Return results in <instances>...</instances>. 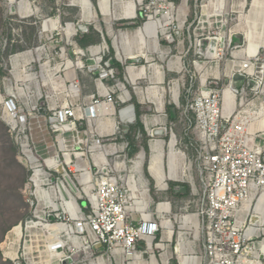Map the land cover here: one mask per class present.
<instances>
[{"label":"built area","instance_id":"obj_1","mask_svg":"<svg viewBox=\"0 0 264 264\" xmlns=\"http://www.w3.org/2000/svg\"><path fill=\"white\" fill-rule=\"evenodd\" d=\"M251 4L248 0H141V33L137 31L130 40L127 36L124 49L121 45L117 51L114 46V57L105 59L104 49L92 54L89 48L95 59L88 71L101 76V90L88 97L90 103L48 108L47 121L55 140L47 157L35 147L33 150L28 134V114L38 106L24 105L16 91L4 87L7 92L3 97L0 94V113L6 117L21 160L30 172L23 194L31 213L6 234L1 245L3 261L140 264L156 255L162 264H264V252L259 249L264 223H258L264 212V46L248 52L249 41L257 38L252 16L247 18ZM241 22L246 24L244 29L238 28ZM81 31L86 33L87 28ZM133 49L139 50V57L148 65L149 79L157 81L148 80L144 101L155 113L166 107V113L173 117L181 110L180 140L186 138L192 144L191 137H195L198 194L191 160L175 149L177 141L172 154L169 148L170 156L184 157L182 174L192 194L199 197L194 212L179 208L178 222L169 217L168 198L155 203L150 196L142 172L144 151L136 145L141 131L135 132L133 140L126 134L125 128L137 121L151 138L173 129L157 119L150 128L141 114L137 117L136 85L146 80L147 74L133 84L114 68V62L124 64ZM30 52L10 56L9 61L15 63L7 71L13 74L24 65L22 74L27 77ZM125 67L138 74L137 66ZM126 85L133 86V95ZM76 88L72 86L71 91L76 92ZM162 90L167 91L166 102L160 100ZM144 101L140 102L145 106ZM130 104L135 105L136 115L122 122L118 111ZM106 119L114 120L110 130L102 125ZM82 121L88 128L93 124L94 134L101 138L94 140L93 149L98 152L92 159L95 170L80 166L86 149L80 140ZM104 138H108L107 144H103ZM156 142H163L164 148L165 141L152 143ZM141 153L140 172L137 163ZM48 159H52L50 163ZM170 169L169 177L176 174L174 164ZM171 188L174 196L181 193L178 187ZM156 189L167 192L169 187L165 183L164 189ZM61 190L64 195L66 191L77 192L75 204L64 198ZM250 200L249 208H244ZM83 201L85 207L81 206ZM172 243L175 246L169 256L165 250Z\"/></svg>","mask_w":264,"mask_h":264},{"label":"rangeland","instance_id":"obj_2","mask_svg":"<svg viewBox=\"0 0 264 264\" xmlns=\"http://www.w3.org/2000/svg\"><path fill=\"white\" fill-rule=\"evenodd\" d=\"M0 0V94L3 97L7 88H12L14 92L21 98V103L24 105L38 106L36 111L29 112V130L28 134L30 142L42 157H47L49 151L53 149L51 144H54V135L49 130L47 116L49 115L48 108L53 105H63L64 103L82 102L83 98L90 96L99 89L101 78L100 74L88 71V66L94 64V56L89 54V48L95 46L105 47L103 57L109 58L115 55L113 47H121V35L126 33L128 39H132L138 35V27L141 23L140 11L136 9L135 19H126L132 16L130 9L131 0H122L124 7L127 5L128 11L124 15L121 5L115 4L114 0ZM124 1H126L124 3ZM130 1V2H129ZM253 0H248L251 4ZM137 3V0H132ZM93 4V5H92ZM258 7H252V24L253 30L257 32V38L253 40V45H264V0H256ZM99 6V7H98ZM249 9V6H248ZM91 15V16H90ZM88 18V19H84ZM80 25H85L88 28L86 33L79 28ZM245 23L241 22L238 26L244 29ZM60 28V30H50ZM86 36V37H85ZM114 37H117L114 40ZM30 50V64L25 67L27 70L24 77L22 69L24 65H19L13 74L7 70L10 68L9 57L19 54L23 51ZM82 50L84 55L77 53ZM133 54H138L139 50L133 49ZM19 58V56H17ZM104 59V60H105ZM33 60V61H32ZM70 61L72 66L66 67V62ZM125 66H137L145 69L148 67L141 57L125 58ZM80 63L84 67L77 68ZM165 66H161L164 69ZM223 69V68H221ZM23 73V74H22ZM121 77V75H120ZM199 79V75H197ZM186 84L188 77L184 78ZM105 83V79H102ZM77 86L76 92H72V86ZM137 90L140 94L137 99L144 101L145 89L150 86L147 80L138 81ZM26 87L28 90H26ZM131 85H126V88L132 94ZM144 92V93H142ZM161 94V92H160ZM133 95V94H132ZM164 97L160 98L161 102L167 101V91L162 90ZM88 102L90 103L89 99ZM146 110L143 113L156 115L166 119L168 117L169 127L173 129L162 136H154L151 138L147 132L142 129L140 122L131 125V134L128 136L131 140L135 132L139 129L142 137L136 142L137 149H143L144 160L142 172L146 182L150 186V196L157 201H163L168 198L171 201V217L172 221L178 222L181 216L180 207H187L189 213L194 212L198 201V196L192 194V190L187 184V180L182 174L184 157L179 154L170 156L169 141L175 136V141L178 142L175 149L181 150L185 154V160L190 159L192 162L191 174L195 182L196 193H199V183L197 181V162L193 157L194 139L191 137L192 144L189 140L183 138L180 140V135L183 132V122L181 110L172 114H167L166 107L162 113L154 112L146 101ZM45 110L44 112L40 111ZM162 110L159 107V111ZM1 112V111H0ZM5 120V121H4ZM171 123V125H170ZM95 126L91 127L82 125L80 130V140L84 142L85 154L80 161V166H91L93 170L92 159L98 152L94 151V140H101L94 131ZM108 138H104L103 144H107ZM153 140H163L164 152L160 157L159 166L163 165L165 182L169 187L167 192L157 191L156 180L148 172L145 174V169H148L149 160L152 156L150 145ZM92 152H90V149ZM142 164V162H141ZM140 164V166H141ZM176 167V174H171L169 177L170 166ZM158 166V168H159ZM30 172L25 168L24 162L21 160V155L17 144L14 140V135L9 131L6 117L0 113V264H13L11 261H3L1 255V245L6 234L20 222H24L30 216V208L24 200L23 189ZM153 181H152V180ZM161 182V181H160ZM172 185L183 186L187 188L182 190L177 196H174ZM74 198H77L74 196ZM86 203H81L85 207ZM157 209V205L151 208ZM175 243L169 244L167 251L169 256H172Z\"/></svg>","mask_w":264,"mask_h":264},{"label":"crops","instance_id":"obj_3","mask_svg":"<svg viewBox=\"0 0 264 264\" xmlns=\"http://www.w3.org/2000/svg\"><path fill=\"white\" fill-rule=\"evenodd\" d=\"M83 1V0H82ZM91 1V0H90ZM93 1V0H92ZM91 1V3H92ZM115 4H119L121 5L120 8H122L123 10V13L124 15L127 14V11H128V7L127 5L124 7L123 5V2L122 0H114ZM132 1V0H131ZM126 1H124L125 3ZM130 2V1H129ZM93 5V4H92ZM131 5V3H130ZM99 7V6H98ZM131 9V7H130ZM132 11V10H131ZM133 12V11H132ZM84 19H88V18H84ZM87 31H88V28H87ZM113 49V52H114V48ZM110 57H113V56H110ZM114 68L115 70L117 71V73L119 74V76L121 75V77L123 76H126L128 77L131 81L130 83H135L137 80L140 79V77L143 76L144 73L147 74L148 72V68H145V69H142V68H138V74L136 72H130L131 69H128L127 67L124 66V64H122L121 62H118V61H115L114 62ZM128 69V70H127ZM146 80H150L151 82H157V81H152L151 79H149L148 77V74L146 75ZM156 77L159 79L161 78L159 75L156 74ZM101 90V86H99V89L98 91ZM140 94V92H137V94L135 95V98H134V103L135 104H138L137 106L139 107V113L141 114V117L145 118L146 121H147V125L148 127L150 128H153L154 127V121L157 119L159 120V122L163 125V126H167L168 124V118L166 119H163L162 117H158L156 115H149L147 113H143V110H146V107L143 105V102H140L137 97H139L138 95ZM95 94V93H93ZM141 95V94H140ZM89 97V96H88ZM88 97L86 98H83L82 102H80L79 104H82V105H88L89 102H88ZM90 100V99H89ZM82 125H87L85 121H82ZM113 123H114V120L113 119H106V120H103V124L104 126H107L109 128V130L111 129V127L113 126ZM92 124H90L91 126ZM87 127V126H86ZM162 147H163V142H156L154 144H152L151 148H152V156L150 158V161H149V165H148V170L151 174V176L156 180V184H159L160 181H162V179L164 178L163 175H164V172H163V166L160 165L159 166V160H160V157H162V155H159L158 153H160L162 151ZM51 153V151H49V154ZM154 153V154H153ZM156 153V154H155ZM154 163H156V166L154 167ZM159 166V168H158ZM153 167V168H152ZM147 171V170H146ZM148 173V172H147ZM146 174V173H145ZM152 180V179H151ZM153 181V180H152ZM67 198H69V196H67ZM259 249L264 252V235L262 236V239L261 241L259 242ZM140 264H162L157 256L155 255L154 256V259H152L151 261L149 260H146Z\"/></svg>","mask_w":264,"mask_h":264},{"label":"bare ground","instance_id":"obj_4","mask_svg":"<svg viewBox=\"0 0 264 264\" xmlns=\"http://www.w3.org/2000/svg\"><path fill=\"white\" fill-rule=\"evenodd\" d=\"M141 0H137V3H135V2H132L131 1V5H129L130 7H131V10L133 11L132 12V16L130 17V18H135V15H136V9H137V5L139 4V2H140ZM86 3H87V0L85 1ZM252 7H255V9L258 7V5L256 4V0H253L252 1ZM252 10V9H251ZM253 14H252V11H250V14L247 16V18H250L251 16H252ZM91 16V15H90ZM50 29V28H49ZM60 30V28H52V29H50V30ZM138 32H140L141 33V31L139 30ZM121 39H122V42H121V45H123V49L125 48V46H126V42H127V34L124 32V33H122V35H121ZM123 43V44H122ZM261 46H264V45H259V44H255V45H253V40H250L249 41V43H248V52H250V53H253V52H255L258 48H260ZM102 49H105V47L103 46V47H101V46H95V47H91L90 48V51H91V53L92 54H98L99 52H101L102 51ZM117 51H120V47H118L117 46ZM77 53L78 54H83V51L82 50H78L77 51ZM20 56H23V55H20ZM19 56V57H20ZM127 56H129L130 58H136V57H139V56H141V54L140 53H138L137 55L136 54H133V53H130V54H128ZM16 58H18V57H16ZM97 62H98V59H97ZM72 66V64H71V62L70 61H67L66 62V67L67 68H70ZM82 66L83 65H81L80 63H78L77 65H76V67L77 68H82ZM130 72H135V70L134 69H131L130 70ZM73 90V89H72ZM75 91V90H74ZM103 91H105V88H104V90ZM0 100H1V98H0ZM97 112H99V109H95ZM174 146H175V139H174V137L171 139V141H170V143H169V148H170V152H171V154L174 152ZM96 149H98L99 151H101V148H100V146L98 145V144H96ZM154 154V153H153ZM156 154V153H155ZM159 155H162L163 156V147H162V151L160 152V153H158ZM102 155H103V160L105 161V155H106V151H104L103 153H102ZM142 159H143V154L141 153L140 154V160L138 161V163H137V168L140 170V172H141V166H140V164H141V162H142ZM52 159H48L47 160V162L48 163H50V161H51ZM161 165H162V160H161ZM156 166V163H154V167ZM163 166V165H162ZM153 168V167H152ZM189 169V168H188ZM182 171H184V170H182ZM171 172H172V170H171ZM163 179H162V181L161 182H159V184H157V187H159L160 189H164L165 188V176L163 175ZM61 193H62V195L64 196V198L66 197L67 198V196H69V198H67V199H70V201L73 203V204H75V199H74V196H76L77 198L79 197V194L77 193V192H75V193H73V194H71V192H65V195L63 194V191L61 190ZM250 203H251V200L250 201H248L247 203H245L244 204V208H249V206H250ZM258 223L260 224V225H262L263 223H264V212H262L261 213V215L259 216V219H258ZM166 224H168V221L166 222ZM16 229H19V227H17ZM11 255V254H10ZM185 262H187V260L185 259Z\"/></svg>","mask_w":264,"mask_h":264},{"label":"water","instance_id":"obj_5","mask_svg":"<svg viewBox=\"0 0 264 264\" xmlns=\"http://www.w3.org/2000/svg\"><path fill=\"white\" fill-rule=\"evenodd\" d=\"M79 28L83 31L86 30V26L85 25H80ZM136 115V109H135V105L134 104H130L127 107H124L122 109H120L118 111V118L122 121V122H126L128 117H135ZM158 135H162V132H158Z\"/></svg>","mask_w":264,"mask_h":264},{"label":"trees","instance_id":"obj_6","mask_svg":"<svg viewBox=\"0 0 264 264\" xmlns=\"http://www.w3.org/2000/svg\"><path fill=\"white\" fill-rule=\"evenodd\" d=\"M94 1V0H93ZM86 37V36H85ZM136 109L139 111V107L137 106L136 107ZM137 111V117H139L140 116V113ZM141 126V125H140ZM142 127V126H141ZM125 130H126V134L129 136L130 134H131V127L130 126H127L126 128H125ZM145 173H146V175L148 176V173H147V171H146V169H145ZM149 177V176H148ZM172 187L173 188H176V187H178L179 189H181V191L182 190H186L187 188H185V187H183V186H178V185H172Z\"/></svg>","mask_w":264,"mask_h":264}]
</instances>
